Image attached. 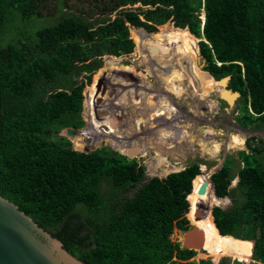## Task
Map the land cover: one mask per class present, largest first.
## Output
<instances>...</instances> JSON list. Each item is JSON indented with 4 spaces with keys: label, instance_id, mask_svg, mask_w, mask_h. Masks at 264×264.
<instances>
[{
    "label": "trees",
    "instance_id": "16d2710c",
    "mask_svg": "<svg viewBox=\"0 0 264 264\" xmlns=\"http://www.w3.org/2000/svg\"><path fill=\"white\" fill-rule=\"evenodd\" d=\"M137 2L145 7H124ZM119 7L127 10L112 17L110 14ZM202 8L206 16L204 25ZM16 14L34 29L3 43L12 35L9 22ZM47 17L52 22L42 23L41 19ZM196 36L207 41L199 42ZM198 42L205 59L204 73L212 79L231 75L229 87L241 92L238 122L245 128H262L264 0H0V194L87 264H215L218 261L214 259L215 263L211 259L192 258L196 254L204 258L214 253H233L232 236L249 240L242 253L264 263V160L260 155L264 146L252 147L247 139L251 150L240 151L238 159L227 155L211 177L209 172H201L199 162H194L166 177L148 179L146 165L125 155L127 152L121 151L122 154L107 146L80 151L108 138L114 145L118 138L129 141L134 148L129 154L138 153L141 146L154 150L152 158L165 151L177 152L183 146L192 149L188 142L192 131L176 129L181 123L171 129L175 121L171 119V123L156 109L146 110L153 98L166 101L168 106L171 95L164 96L149 83L143 90L136 82L131 83L137 85L135 89L122 88L114 95L112 87L105 91L102 72L94 79L92 75L101 68L106 55L112 56L109 69L117 70L118 62L132 53L135 46L139 52L155 56L144 55L154 62L152 65L162 62L169 51L175 57L195 62L194 53L186 49L195 48L197 53ZM129 66L124 63L125 69L112 74L111 79L128 85L132 79L138 80L137 76L142 77L132 74ZM187 68L206 93L193 63ZM84 73H89L85 74V87L83 80L78 79ZM161 79L160 89L167 81L164 75ZM209 80L212 87L219 84ZM83 89L90 122L87 128L72 135L73 146L60 133L85 125ZM196 92L193 95L201 98L199 89ZM112 96L127 98V110L132 105L139 111L140 105L144 107L141 116L148 119L144 132H158L159 149L153 141L137 135L139 116L131 120L127 129L122 127L123 133L109 125L110 115L104 113H108L107 100ZM169 105L170 111L165 112L178 111L177 116L181 113L179 106ZM118 116L123 126L122 116ZM165 118L169 130L165 129ZM180 138L183 146L176 145ZM199 145L202 154L215 157L220 153L216 142ZM142 153L148 151L142 149ZM235 166L239 181L231 188ZM104 182L111 184L107 197L102 193ZM205 182L206 192L199 194ZM136 186L132 195H121ZM231 195L230 207L217 205ZM201 211L205 224L201 217H194L201 216ZM191 223L202 230L203 248L206 252L212 250L211 254L200 249L197 253L172 240L175 228L186 231ZM179 239L183 244L184 237ZM225 239L230 251L223 249ZM218 264L230 262L225 257Z\"/></svg>",
    "mask_w": 264,
    "mask_h": 264
},
{
    "label": "rangeland",
    "instance_id": "374dc122",
    "mask_svg": "<svg viewBox=\"0 0 264 264\" xmlns=\"http://www.w3.org/2000/svg\"><path fill=\"white\" fill-rule=\"evenodd\" d=\"M133 5H128V6H130L128 8H132ZM134 6H140V4H136ZM122 9H124V8L119 7L117 9H115L110 15L112 17H114L116 15V12H119ZM124 10H127V9H124ZM204 13L205 12L203 11L202 18L204 16ZM22 19L23 18L21 17L20 14H18V15L16 14V16L9 22V26L12 27L13 32H12L11 36H8L5 38V40H3V43L8 42L11 39H16L17 34L20 35V33H26L28 30L31 32V30L34 29V27H32L28 21L25 20L26 22H23ZM41 21H42V23H51L52 19H51V17H47V18H42ZM188 52L194 53L197 61L194 62V60H189L188 58L180 59L178 57H175L174 53H167L166 58H164L165 60H163L162 63L168 62L167 61L168 59L170 60L171 63L167 64L166 66L163 65V67H159L160 66L159 64L155 63L156 65L155 64L152 65V63H154L152 60H146V58H144V55L145 56L150 55L152 58L155 57L154 55L152 56L151 53L143 54L142 52H139L135 46L132 53L128 54L126 57H124L121 61L118 62V64H117L118 69L117 70L109 69L110 68L109 66L111 65V64H109V61L111 60L112 56L106 55L102 58L101 68L96 70L95 73L92 75L93 79H94L95 75H99L102 72L103 76L101 77V79H103L106 82L105 83V91L107 92V89L112 87L113 88L112 90H114V93H113L114 95H118L122 88L124 90H126L125 88H128V87L134 88L135 86L131 84L132 82L133 83L136 82L138 84V87L141 89H143L144 86H146V84L149 83V85L152 86L153 89L159 90V93H163L164 96L171 95L169 100H167L169 102V104H173L174 106L177 105L180 107L179 111H181V113H179V115H178L179 119H175L176 117H178L177 116L178 111L172 112V113L163 112V111H170V108H169L170 105L168 104V106H166V104H167L166 101L161 100V101H159V103L156 100L154 101L155 104L158 103L159 106L161 107V108L159 107L160 112H163L167 118H170V119H167L168 121H170L171 123H172V120L175 121L173 126L171 127V129H173L174 125L177 123H181L182 126H176V129H189V130H187L188 132H190L192 129H196L195 134H197V136L196 135L194 136L196 138V141L193 143L192 149L187 148V146H183L182 138H180V140L176 142V145L182 143L181 145L183 147H180L179 151H177L179 154H181V156H179L176 151H171V152L165 151V152L161 153V155L158 157V159H155V158H152V156H151V155H155L154 150H149L148 154H143L142 149L146 150L147 148L142 147V146H141L142 148L138 147L139 152L135 153L133 156L137 159V161L140 164L146 165L147 179L149 177H152V176L164 177L166 174H169L172 171H175L178 169L183 170V168H186L187 166L191 165L194 162H199L201 172H203L202 170H205L206 172L210 173V177H211L214 172H216L218 169H220V167H222V164H223L227 155H232V156H234V158L238 159L240 151L245 150L248 152L251 150L248 147L246 139L250 140V142L252 143V147L256 146V145L264 146V126L262 128H258V129H255L251 126L245 128L238 122L236 116L239 114L238 105L241 104V101H242L240 98L236 101L235 105L229 106L226 101L221 99L220 92L217 88H213V90H211V92H210V89H207V91L209 93H206L204 95L205 96L204 99L202 97L198 98V97L193 95V94H197L196 89H199V92L201 94H203V92H202L203 89L200 88L199 83L195 82L196 80L192 76L190 70L187 68V65L189 63H193V67H194L195 72L199 73L200 79L204 83V80H203L204 70H202L201 66H204L205 59H204L203 55L200 54L199 51L197 53L195 52V48H194V50H192V49L188 50ZM158 54L159 53H157L156 56H158ZM150 56L148 57V59H150ZM171 56H173V57H171ZM180 57H181V54H180ZM126 62H128L131 65L129 67H130V71L132 72V74H134V75L140 74L142 76V77L137 76L139 78L138 80L132 79L133 81L131 80V82L128 83V85L127 84H120L119 82H117V81H119L118 79H115V81H113L111 79L112 74L115 75V73H116V75H117V72L121 73V71H123L125 69L124 63H126ZM174 67H176V68H174ZM178 69L181 70L184 79L180 76V71L177 72ZM149 72H151L153 75L150 74ZM85 74L86 73H84L83 76L78 78L79 81L83 80L84 87H85V83L87 80L86 75H88L89 73H87L86 75ZM143 74H145L146 77H143ZM163 75H164V79L167 80V81H164V85L166 87L165 89L169 92L164 91L165 90L164 85H161V89L158 87V85H159L158 82L162 81L161 77ZM174 79H177L178 82L174 83V81H173ZM93 81L94 80H92V84H93ZM112 82H114V83H112ZM212 82L214 84H218L220 82L223 83V80L221 78H217V79L212 80ZM208 83H209V87L211 88L212 86H211L209 81H208ZM92 84H90V85H92ZM184 84H186V85L188 84V85L185 87ZM180 85H182L184 87L183 94H181V91L179 90V89H181V88H179ZM136 87H137V85H136ZM225 87H226L225 84H223V89ZM134 89L131 90L130 94L132 93V91ZM146 93L149 94V92H147V91H146ZM83 96H84L83 104L85 103L83 106V117L85 120V125L82 128L77 129L74 134H76L77 132L79 133V131L87 128L89 126V122H90L89 114H88L89 110H88V107H87V104L85 101V99L87 97L85 95V89H83ZM146 96H144V100L146 99ZM104 97H105V94L103 96V99H104ZM124 100L128 101L127 98L121 99L119 97H114V98H111L109 101H107V112H109V115L111 117L110 118L108 116L109 125L112 127H118V130H120L122 133H123V130H122L123 128H125L126 126L128 128L130 126L131 120H132V122L135 121V116H141L145 112L144 107L142 105H140V111L138 110V107H135L133 105L131 106V108H129L127 110L126 106L124 104ZM154 103L147 105L146 110H148L149 108L155 109ZM117 107L119 109H117ZM159 108H157L156 110H158ZM117 110H120V112ZM118 114H120L122 116L123 126L121 125V121L118 120V119H121V118H119ZM156 117L160 118V116H156ZM124 120H125V122H124ZM147 121H148L147 118L139 117V118H137V125L139 127L143 126L144 124L147 123ZM116 122H118L120 125ZM124 123H125V125H124ZM116 124H118V125H116ZM157 125L154 126V129L158 128ZM197 125H199V126H197ZM127 128H125V129H127ZM208 128H212L213 130L216 131V134H213L210 137H208V141L216 142L217 147L220 149V153L218 154V156H215V157H211L210 155L202 154L199 151L200 145L198 144V142L200 141V139H202V135H204L205 130H207ZM146 129H148L147 131H149L148 127ZM239 134H241L243 137H245L246 143L239 136ZM60 135L69 138V140L73 143L72 135H68V133H67V131H65V129L62 130ZM137 135L141 136L142 138H147L149 133L144 132V131L143 132L139 131V133ZM230 138H231V140H233L232 143L235 144V148H233V149L225 148V146L233 145L229 141ZM85 141H86V139H85ZM141 144H143V142H141ZM73 146H74V143H73ZM103 146L111 147L112 149L119 151L118 149H115V147L110 143L109 138H108V141H107V139L102 140L101 142L97 143L96 145L95 144H94V146L89 145L90 148L83 149L80 151H84V152L85 151H92L94 149H97V148H100ZM135 147H136V145H135ZM77 150H79V149H77ZM260 155L262 156V158L264 160V151L262 153H260ZM150 165H151L152 169H154L156 171L152 170L150 168ZM159 167H163V169H165L166 171L167 170H170V171L165 172L162 169L160 170ZM233 171H234L236 176L234 177V179L232 181L231 188L236 187V185H237L238 166H235ZM138 186H136L133 189H130V190L123 192L121 195L122 196L132 195L135 192V190L138 188ZM110 189H111V184L109 182H104L102 184V193H103L104 197H107L108 195H110V191H111ZM214 192H215V189H214ZM237 193L239 194V191H237ZM232 200H233L232 195L226 196V197H223V201L217 205H221L224 208L227 206L230 207L233 203ZM214 206H216V205H214ZM194 217L197 219L199 217H201L202 218L201 221L203 222L202 224L206 223V217H205V215H203L202 211H201V216H195V214H194ZM201 221H199L198 223H200ZM183 232L184 231L179 230L178 228H175L173 234L171 235L172 240L175 242H179L181 244V246H182V242L179 239V236L184 237V241H185V234ZM230 241L234 245V250L232 251L233 253H227V254L220 253L219 254V253L213 252L214 253L213 256L204 257V258L198 257L196 254L192 258V260L199 261L201 259H211L213 262H214V260L218 261L217 263L214 262L215 264H218L223 258L227 257L229 259L230 264H233L235 261H240V255L246 256L244 253H242V251L244 252V250L247 248L249 240L237 239V238L232 236ZM223 249L230 251L229 246H228V239H225ZM197 253H198V250H197ZM205 253L211 254L212 250L210 252L205 251ZM241 264H245V263L241 262Z\"/></svg>",
    "mask_w": 264,
    "mask_h": 264
},
{
    "label": "water",
    "instance_id": "95a60500",
    "mask_svg": "<svg viewBox=\"0 0 264 264\" xmlns=\"http://www.w3.org/2000/svg\"><path fill=\"white\" fill-rule=\"evenodd\" d=\"M204 40L207 41L206 38H204ZM221 79L226 80L227 83L226 87L221 91L220 97L226 101L229 106H233L241 97V92L229 87L231 75H226L221 77ZM104 115H109V112L104 113ZM66 131L68 135H74L76 132V130L71 127L67 128ZM134 154L126 153L125 155L130 158H135L133 156ZM167 175L168 174L164 177ZM238 181L239 177L237 179V182ZM213 187L215 189L214 182ZM206 188L207 182L201 184L199 194H204ZM191 224V228L183 232L187 242L185 243L184 241L182 247L194 249L196 251L199 249L200 251H205L202 245V230L197 225ZM0 264L87 263L68 252L64 248V244L61 240L39 226L29 215L22 211L16 203L0 194Z\"/></svg>",
    "mask_w": 264,
    "mask_h": 264
},
{
    "label": "bare ground",
    "instance_id": "6f19581e",
    "mask_svg": "<svg viewBox=\"0 0 264 264\" xmlns=\"http://www.w3.org/2000/svg\"><path fill=\"white\" fill-rule=\"evenodd\" d=\"M204 17V16H203ZM186 50H191V49H186ZM192 50H194V49H192ZM183 51H185V50H183ZM180 52H182V51H180ZM179 52V53H180ZM200 52V51H199ZM176 54H178V53H176ZM169 57V56H168ZM165 60V59H164ZM168 62H163V64L166 66L167 64H169V63H171L170 62V60L168 59L167 60ZM162 62H160L159 63V65L161 64ZM206 78H205V77ZM204 76H203V80H204V87H205V92L206 93H209L208 91H207V89H210V92H211V90H213V88H217L218 90H219V92L221 93V88L223 87V84H225V86H226V83H227V81L226 80H223L225 83H219L218 85H216L215 87H209V83H208V81L210 82V84H211V86H212V83H211V81L209 80V79H212V78H210L208 75H206L205 73H204ZM212 80H214V79H212ZM185 85V87L188 85H186V84H184ZM179 88H181V89H179L181 92H182V90L184 89V87L183 86H181V87H179ZM206 93H204L203 92V94H201L200 92H199V94H200V96L204 99L205 98V94ZM114 96H112V97H110L107 101H109L111 98H113ZM120 98V97H119ZM209 99V98H208ZM158 100H160V99H157L156 101H158ZM154 101H155V99L153 98L152 99V102H150V104H153L154 103ZM158 103H159V101H158ZM158 103H154V108L155 109H157V108H159L160 106H159V104ZM161 108V107H160ZM160 108L157 110V111H160ZM154 109V110H155ZM214 111V110H213ZM163 112H165V111H163ZM162 112V113H163ZM164 114V113H163ZM205 114V113H204ZM164 116H165V114H164ZM139 117H142V118H145L144 116H139ZM138 117V118H139ZM165 123H166V118H165ZM145 125V124H144ZM144 125L143 126H138L137 125V122H136V126H137V131L139 132V131H144V129H143V127H144ZM197 126H199V125H197ZM165 129H170L169 128V126H168V124L166 123V126H165ZM195 130L196 129H192L191 131H192V134H191V141L188 139V142L191 144V147H193V143L196 141V138L194 137L195 135L197 136V134H195ZM149 133V135L147 136V138H145L147 141L149 140V141H153V143H154V145H155V147H156V149H159L160 148V146H161V139L158 137V132H155V131H153V133H150V132H148ZM199 133V132H198ZM213 134H216V131L215 130H213L212 128H208L207 130H205V133H204V135H202V139H200V141L198 142V144L200 143L203 147H204V144H205V141H208V137H210L211 135H213ZM239 136L245 141V137H243L241 134H239ZM116 141V145H114L111 141H110V143L115 147V149H118L120 152L121 151H123V152H131V150L132 149H134L133 148V146H132V144L131 143H129V141H126V140H123L122 138H118V140H115ZM231 143L233 142V140H231V138H230V140H229ZM233 145H230V146H235V144L234 143H232ZM147 151H149V149H146ZM122 152V153H123ZM160 155H158L155 159H158V157H159ZM150 167H151V165H150ZM152 168V167H151ZM179 170V169H178ZM210 176V175H209ZM214 254H212V255H210V256H213ZM250 260V256H244V255H240V261H249Z\"/></svg>",
    "mask_w": 264,
    "mask_h": 264
},
{
    "label": "clouds",
    "instance_id": "9594fccd",
    "mask_svg": "<svg viewBox=\"0 0 264 264\" xmlns=\"http://www.w3.org/2000/svg\"><path fill=\"white\" fill-rule=\"evenodd\" d=\"M136 4H140V6H134V5H136ZM134 5H133V7H137V8H138V7H145V6H143L142 2H137V3H135ZM124 7L127 8V7H130V6L126 5V6H124ZM203 11L205 12L204 8H202V13H201V14H203ZM201 17H202V15H201ZM205 17H206V16H205V13H204V17L202 18L203 25H204V22H205ZM188 29H189V28H188ZM189 31H190V30H189ZM196 37H197V36H196ZM197 38H199V37H197ZM199 40H200V41H201V40H204V37H203V39L200 38ZM200 41H199V42H200ZM199 42H198V43H199Z\"/></svg>",
    "mask_w": 264,
    "mask_h": 264
},
{
    "label": "built area",
    "instance_id": "2783aa9c",
    "mask_svg": "<svg viewBox=\"0 0 264 264\" xmlns=\"http://www.w3.org/2000/svg\"><path fill=\"white\" fill-rule=\"evenodd\" d=\"M245 264H264L262 261L260 260H256V259H253V258H250V260L247 262V261H241Z\"/></svg>",
    "mask_w": 264,
    "mask_h": 264
},
{
    "label": "flooded vegetation",
    "instance_id": "af4514ba",
    "mask_svg": "<svg viewBox=\"0 0 264 264\" xmlns=\"http://www.w3.org/2000/svg\"><path fill=\"white\" fill-rule=\"evenodd\" d=\"M147 33L149 34V33H151V32H147ZM198 46H199V51H200V54H201V49H200V45H199V43H198ZM169 53H170V51H169ZM204 67H205V64H204V66H201L202 70H204ZM204 71H205V70H204ZM230 81H231V80H230ZM229 83H230V82H229ZM179 108H180V107H179ZM239 114H240V113H239ZM239 114H238V115H239ZM238 115H237V116H238ZM237 116H236V117H237ZM165 154H166V153H165Z\"/></svg>",
    "mask_w": 264,
    "mask_h": 264
},
{
    "label": "crops",
    "instance_id": "0c3cea01",
    "mask_svg": "<svg viewBox=\"0 0 264 264\" xmlns=\"http://www.w3.org/2000/svg\"><path fill=\"white\" fill-rule=\"evenodd\" d=\"M247 140V139H246ZM245 143H246V141H245ZM239 177V176H238ZM238 183V182H237Z\"/></svg>",
    "mask_w": 264,
    "mask_h": 264
}]
</instances>
